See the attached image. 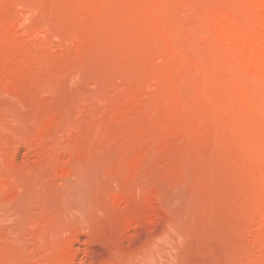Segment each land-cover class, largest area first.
<instances>
[{
    "label": "rangeland",
    "instance_id": "obj_1",
    "mask_svg": "<svg viewBox=\"0 0 264 264\" xmlns=\"http://www.w3.org/2000/svg\"><path fill=\"white\" fill-rule=\"evenodd\" d=\"M193 2L0 0V264H264V0Z\"/></svg>",
    "mask_w": 264,
    "mask_h": 264
},
{
    "label": "bare ground",
    "instance_id": "obj_2",
    "mask_svg": "<svg viewBox=\"0 0 264 264\" xmlns=\"http://www.w3.org/2000/svg\"><path fill=\"white\" fill-rule=\"evenodd\" d=\"M177 1H178V0H177ZM189 1H190V0H189ZM193 1H197V0H192L191 6L187 4V6H188V7H191V8L188 9L187 7H184L183 10H182V11H185V12H186V13L184 12V13L182 14V19L185 20V21H186V20H189V19H192V15H193V14L195 15V16H193L194 18L197 16L196 19H198V17H200V16H202V15H205L204 12L206 11V9H205V8H202V7L200 6V4L203 3V2H201V3L198 2V3H199V6H198V7H199L200 9H201V8H202V9L200 10L199 8H197V10H196V9H193L194 7L196 8V6H195L196 4H195ZM210 1H212V0H210ZM186 2H187V1H186ZM205 2H209V1H205ZM176 3H178V2H176ZM183 3H185V1H184ZM211 3H213V2H211ZM225 3H226V2H225ZM221 4H222V3H221ZM179 5H180V4H179ZM179 5H177V6L180 7L181 5H180V6H179ZM183 5L186 6L185 4H183ZM193 5H194V6H193ZM202 5H204V4H202ZM215 5H217V4H214V6H215ZM204 6L206 7V5H204ZM229 6H230V5H229ZM212 7H213V5H212ZM217 7H219V6H217ZM232 7H235V6H232ZM232 7H231V8H232ZM23 8H24V6H23ZM185 8L188 9V12H187V10H184ZM220 8H224V6H222V7H220ZM26 9H27V7H26ZM203 9H205L204 12H203ZM225 9H227V8H224V10H225ZM233 9H234V10H233ZM233 9H232V10L235 11L236 8H233ZM24 10H25V8H24ZM29 10H30V9H29ZM179 10H180V9H179ZM193 10H194V11H193ZM195 10H196V11H195ZM208 10H209V9H208ZM208 10H207V11H208ZM229 10H230V9H229ZM221 11H222V10H221ZM226 11H228V10H226ZM233 11H231V12L233 13ZM236 11H237V10H236ZM179 12H180V11H179ZM192 12H195V13H192ZM231 12H230V13H231ZM176 13H178V12H176ZM188 13H189V14H188ZM190 13H192V15H191ZM202 13H203V14H202ZM217 13H218V15H219V14H222V13H219V12H217ZM178 14H181V13H178ZM199 14H200V16H199ZM225 14H226V13H225ZM187 15H188L189 17H188ZM177 16H178V15H177ZM190 16H191V17H190ZM219 16H220V15H219ZM221 16H222V15H221ZM221 16H220V17H221ZM184 17H185V18H184ZM220 17H219V18H220ZM227 17H228V16H227ZM230 17H231V16H229V18H230ZM233 17H234V16H233ZM194 18H193V19H194ZM201 18H204V19L207 18V15H205V17L203 16V17H201ZM214 18H216V17H214ZM219 18H216V19H219ZM216 19H215V20H216ZM223 19H225V18H223ZM176 20H177V18H176ZM178 20H180V19H178ZM183 20H181L180 23L178 22L179 24L177 23L178 25H181L180 28H182V22H184ZM199 20H200V19H199ZM212 20H214V19H212ZM226 20H228V18H227ZM232 20H233V19H232ZM197 21H198V20H193V21H189V22H197ZM201 21H204V23L206 22V21L203 20V19H202ZM210 22H211V20H210ZM216 22H217V21H216ZM216 22L213 23V25H215ZM222 22H224V20L221 21V23H222ZM187 23H188V21H187ZM185 24H186V23H183V25H185ZM206 24H210V23H209V22H206ZM206 24H204V25H206ZM39 25H41V24H39ZM44 25H45V24H44ZM186 25H188V24H186ZM199 25H200V23H199L198 25H192V26H193L192 28H190L191 26H189L190 30L192 29L191 32L188 30V28L186 29V31H188L191 35L193 34V37H198L197 35H199L200 33H203V34H201V35H204V32H198L200 29H202V31H204L203 27L199 28V27H200ZM204 25L202 24V26H204ZM210 25H212V24H210ZM210 25H207V26H210ZM47 26H49V25H47ZM196 26H197V27H196ZM207 26H206V27H207ZM37 27H40V26H37ZM216 27H218L217 24H216ZM238 27H239V26H238ZM238 27H236V28H238ZM45 28H46V26H45ZM49 28H50V27H49ZM185 28H186V27H185ZM196 28H198L199 30H198V29L196 30ZM236 28H235V30H236ZM193 29H195V30H193ZM243 29H244V28H243ZM38 30H39V29H38ZM41 30H42V29H41ZM43 30H44V29H43ZM240 30H241V29H240ZM237 31H238L237 34L240 35V31H239V30H237ZM237 31H236V32H237ZM243 31H244V30H243ZM49 32H50V31H49ZM182 33H185V32L182 31ZM182 33H181V36H183ZM194 33H195V34H194ZM186 34H187V32L185 33V35H186ZM190 34H187L186 36H184V37H186V38H184V39H186V40H189V39H190V41H191L192 39H191V38H188V36H189ZM206 37H208L206 34H205V37L202 36V38H206ZM182 38H183V37H182ZM198 38H200V37H198ZM184 39H183V40H184ZM194 39H195V38H193V42H194V41L197 42L198 40H202V39H197V40H196V39L194 40ZM203 41H206V40H203ZM203 41H202V42H203ZM207 41H208V40H207ZM253 41H254V40H253ZM182 42H183V41H182ZM198 42H200V41H198ZM254 42H255V43L258 42L259 44L254 45V43L252 42L253 44H251V46H252V45H253V46H252V48H251L250 53H252V55L254 54V55H253V60L256 61V62L250 63L251 65H250V64L248 65L249 68H250V70L247 71V70L249 69V68H247V69L245 70L246 72H244V74L241 73L242 75H241V74L239 75L238 72H236L237 69H239V67L236 68V67L234 66V71H235V73H237L240 77H243V79H241L239 76H238V77H239V78H238L237 75H234V76H233V80H234L233 82L236 83L237 81H242V80L244 81V79H245L246 82H248V83L251 82L250 84H247V85H252V86L254 87V88L252 87L253 89L251 90V92H248V93L244 92V93L241 94V95H237V93L233 91V92H234L233 95L236 94V95H234V97L237 96L235 99L238 100V102L240 103V105H241V103H242L243 105L245 104V106L247 105V108L249 107V108L253 109V111H255L254 108H255L256 100L258 99L259 95L262 94V93L264 92V91H263V90H264V74H262V73L259 74V73L261 72L262 68H264V67H263L264 64H262V66H260V63H262V61L264 60V44L261 43L260 40H259V41H254ZM206 43H207V42H206ZM208 43H210V42H208ZM239 43H240V42H239ZM242 43H243V42H242ZM245 43H246V42H245ZM245 43H243V44L240 43V44H241L240 46H241V48H242V49H241L242 52H241V50H240V47L238 46V45H239L238 43L233 45L234 48H233L232 51L234 52V50H235V52H237V54H239V53H240V54H244V53H245V54L247 55L246 50H245V48H247V45H245ZM188 44H189V43H188ZM190 44L192 45V43H190ZM198 44H199V43H198ZM198 44H196V45H198ZM203 44H204V43H203ZM203 44H201V45H203ZM247 44L249 45V43H247ZM262 44H263V45H262ZM186 45H187V44H186ZM193 45H194V44H193ZM193 45H192V46H193ZM196 45L193 46L194 50L191 49L188 53H186L185 51H183V52H185V54H183V56H180L181 58L179 57L180 60H181L180 63L182 62V63H186V64H190V65H191V62H192V61L196 62L198 58H200V59H199V61H200V60L203 58V57H202V54L199 53V51L197 52V50L195 49V48H197ZM244 45L246 46L245 48H243ZM187 46H188V45H187ZM236 46L239 47L237 50H236ZM208 47H209V46H208ZM189 48H190V47H189ZM201 48H203V47H201ZM183 49H184V46H183ZM186 49H187V47H186ZM199 49H200V48H199ZM209 50H210V49H209ZM247 50H248V49H247ZM203 51H204V50H203ZM238 51H240V52H238ZM177 52H178V51H177ZM204 53H208V52H204ZM210 53H211V52H210ZM231 53H232V52H231ZM180 54H181V53H180ZM200 54H201V55H200ZM209 55H210V54H209ZM232 55H233V53H232ZM235 55H236V54H235ZM249 55H250V57H252L251 54H249ZM172 56H173V54H172ZM176 56H179V55H176ZM205 56H207V55H205ZM209 57H210V56H209ZM209 57H208V58H209ZM254 57H256L257 59L254 58ZM162 58H163V57H162ZM173 58L176 59L175 56H174ZM205 58H206V57H205ZM228 58H229V59H228ZM228 58H226V59H228L227 61L229 62L231 59H230V57H228ZM174 59H173V61H174ZM206 59H207V58H206ZM258 59H259V60H258ZM203 60H205V59H203ZM223 60H224V59H223ZM251 60H252V59H251ZM167 61H168V60H167ZM187 61H191V62H188V63H187ZM199 61H197V62H199ZM201 62H202V61H201ZM206 62H207V61H206ZM206 62H205V63H206ZM212 62L214 63V61H212ZM212 62H210V63H212ZM223 62H224V61H223ZM223 62H222V64H223ZM228 62H227V63H228ZM231 62H232V61H231ZM263 62H264V61H263ZM169 63H170V62H169ZM216 63H217V61H216ZM220 63H221V62H220ZM227 63H225L226 65H223V66H225V67H229V69L232 70L231 68L233 67L234 64H233V63H231V64H227ZM254 63H257V64H255V65H257L258 67L260 66V68H261L260 71H259L258 69H257L258 71H256V68H258V67H256L255 65L252 66ZM258 63H259V64H258ZM172 64H174V63H172ZM172 64H171V67H172ZM177 64H178V63H177ZM177 64H176V65H177ZM202 64H203V63H202ZM217 64H219V63H217ZM246 64H248V63H246ZM174 65H175V64H174ZM184 65H185V64H184ZM193 65L198 66V64H196V63L193 64ZM213 65H214V64H213ZM227 65H229V66H227ZM230 65H232L231 68H230ZM207 66L210 68L211 71H213V70L211 69V66H212L211 64H210V65H207ZM215 66H216V65H215ZM219 66H220V67H217L216 69H218V68L222 69L221 67H223V66H222L221 64H220ZM188 67H193V66L191 65V66H188ZM201 67H203V65H201ZM205 67H206V66H205ZM225 67H224V68H225ZM254 67H255V68H254ZM244 68H245V66H244ZM157 69H159V68H157ZM214 69H215V68H214ZM240 69H243V68H240ZM251 69H253V70L255 69V70H254V73H255V71H256L257 73L259 72V73H258L259 75H257V73H256L254 76H253V75H248L249 77L251 76V77H250V80L248 81L247 79H249V77H248V78H244V77H246V76H244V75H245V74H248V73L251 74V73H250V72H252ZM154 70H155V69H154ZM202 70H203V68H202ZM263 70H264V69H263ZM159 71H161V70H159ZM159 71H157V72H159ZM205 71H208V70H205ZM218 71H223V70H218ZM238 71H239V70H238ZM243 71H244V70H243ZM200 72H201V71H200ZM239 72H242V70L239 71ZM262 72H263V71H262ZM77 73H78V74H75V75L73 74L74 76H72L71 79H74V81H75V79H77V80L80 79V80H79L80 82H84V81H85V79H84V74L79 75V72H77ZM204 73H205V72H204ZM213 73H214V71H213ZM231 73H233V72L231 71ZM91 74H92V73H91ZM190 74H191V73H190ZM192 74H193V73H192ZM208 74H211V73H208ZM78 75H79V76H78ZM201 75L204 76V74H201ZM206 75H207V74H206ZM231 75H232V74H231ZM90 76H91V75H90ZM100 76H101V75H100ZM189 76H191V75H189ZM198 76L200 77V74H199ZM208 76H209V75H208ZM229 76H230V75H229ZM205 77L207 78V76H205ZM203 78H204V77H202V79H203ZM230 78H232V77H230ZM235 78H236V79H235ZM94 79H95V78H94ZM193 79H194V78H193ZM200 79H201V78H200ZM202 79H201V80H202ZM96 80H97V79H96ZM102 80H103V79H102ZM196 80H197V79H196ZM204 80H205V79H204ZM206 80H207V79H206ZM206 80H205V81H206ZM227 80H228V79H227ZM98 81H100V80L98 79ZM191 81H192V80H191ZM198 81H199V80H197V82H198ZM231 81H232V80L230 79L228 83H231ZM94 82H95V81H94ZM100 82H101V81H100ZM100 82H99V83H100ZM179 82H180V81H179ZM185 82L187 83V81H185ZM225 83H227V82H225ZM239 83H240V82H239ZM178 84H180V83H178ZM178 84H177V85H178ZM187 84H189V83H187ZM236 84H237V83H236ZM241 84H242V83H240V89H241V87H242ZM184 85H185V84H184ZM223 85L226 86V85H228V84H223ZM223 85H222V86H223ZM242 85H243V84H242ZM247 85H243V86H247ZM229 86H230V84H229ZM233 86H234V84L232 83V86H230L229 88H231V90L234 89V90H237V91L239 92L238 87H236V86H238V85L234 86V87H236L237 89H235ZM189 87H191V86H189ZM197 87H198V86H197ZM232 87H233V88H232ZM223 88H224V87H223ZM227 88H228V87H227ZM245 88L250 89V86H249V87L247 86V87H245ZM224 89H226V88H224ZM221 90H222V89H221ZM242 90H243V89H242ZM244 90H245V89H244ZM222 91H224V90H222ZM247 91H248V90H247ZM241 92H242V91H240L239 93H241ZM224 94H227V93H224ZM230 94H232V93H230ZM263 94H264V93H263ZM227 95H228V94H227ZM227 97H229V96H227ZM234 97H232V98L234 99ZM229 98L231 99V97H229ZM260 98H264V97L261 96ZM233 99H232V100H233ZM258 100H260V99H258ZM261 100H262V99H261ZM263 101H264V100H263ZM257 102H258V101H257ZM230 103H231V102H230ZM233 103H237V102L235 101V102H233ZM239 103H237V107H239V108L243 107L244 109H242V110H243V111H247V109H245V107H244L243 105H241V107H240V106L238 105ZM263 103H264V102H263ZM258 104H260V103H258ZM256 106H257L258 108H260V107L263 108L264 105L262 106V103H261V104H260V107H259V105H256ZM249 108H248V109H249ZM255 109H257V108H255ZM261 111H262V110H261ZM255 112H258V111H255ZM255 112H254V113H255ZM260 114H262V113L260 112ZM262 115H263V114H262ZM24 118H25V117H24ZM16 119H18V118H16ZM21 119H22V118H20L19 120H21ZM14 120H15V119H14ZM4 121H5V120H4ZM12 121H13V119H12ZM22 121H27V117L25 118V120L23 119ZM18 122H20V121H17L16 123H18ZM27 122H28V121H27ZM10 123H12V122L10 121ZM21 123H22V122H21ZM5 124H6V123H4V125L2 124V125H0V126H6L7 124H6V125H5ZM18 124H19V123H18ZM19 125L21 126V124H19ZM26 125H27V124H26ZM28 125H30V123H29ZM30 126H31V125H30ZM21 127H24V126L22 125ZM27 127H28V126H27ZM27 127H26V128H27ZM0 128H1V127H0ZM5 128H6V127H5ZM10 128H11V127H10ZM18 129H19V128H18ZM3 130H4V129H3ZM8 130H9V129H8ZM13 130H16V129H13ZM15 132H16V134H17V132L19 133L18 130L15 131ZM15 132H14V133H15ZM90 166H91V165H90ZM95 166H96L95 168L98 167L97 165H95ZM89 168H90V167H89ZM100 168H101V167H100ZM87 170H89V169H86V170L83 169L82 172H81L80 170H78V171L81 172V173H80V172L77 173V177H78V178H79V176H83V175H84L83 177H80V178L78 179L79 182H82V181H83L82 179L87 178V176H88V174H89V173H88V174L86 173V172H89V171H87ZM100 170H101V169H100ZM75 172H77V171H75ZM98 172H99V171H98ZM65 173H66V172H65ZM65 173H64V174H65ZM79 173H80V174H79ZM85 173H86L87 175H85ZM64 174H63V175H64ZM78 175H79V176H78ZM85 176H86V177H85ZM89 176H90V175H89ZM88 179H89V178H88ZM76 180H77V178H76ZM80 184H81V183H80ZM82 184H83V183H82ZM82 184H81V185H82ZM98 250H99V249H98ZM93 251H94V249H93ZM96 254H97V253H96Z\"/></svg>",
    "mask_w": 264,
    "mask_h": 264
}]
</instances>
